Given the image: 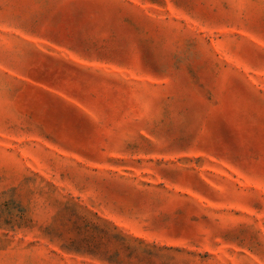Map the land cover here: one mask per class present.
Instances as JSON below:
<instances>
[{
	"label": "rangeland",
	"instance_id": "obj_1",
	"mask_svg": "<svg viewBox=\"0 0 264 264\" xmlns=\"http://www.w3.org/2000/svg\"><path fill=\"white\" fill-rule=\"evenodd\" d=\"M0 264H264V0H0Z\"/></svg>",
	"mask_w": 264,
	"mask_h": 264
}]
</instances>
